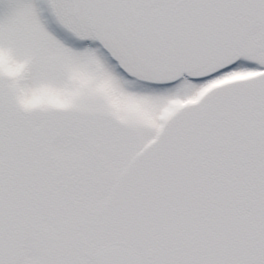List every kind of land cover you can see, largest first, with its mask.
I'll return each mask as SVG.
<instances>
[{"label":"snow or ice","instance_id":"obj_1","mask_svg":"<svg viewBox=\"0 0 264 264\" xmlns=\"http://www.w3.org/2000/svg\"><path fill=\"white\" fill-rule=\"evenodd\" d=\"M0 264H264V0H0Z\"/></svg>","mask_w":264,"mask_h":264}]
</instances>
